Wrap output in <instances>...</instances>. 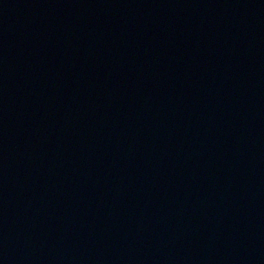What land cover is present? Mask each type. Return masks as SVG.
<instances>
[{"label": "water", "instance_id": "95a60500", "mask_svg": "<svg viewBox=\"0 0 264 264\" xmlns=\"http://www.w3.org/2000/svg\"><path fill=\"white\" fill-rule=\"evenodd\" d=\"M0 264H264V0H0Z\"/></svg>", "mask_w": 264, "mask_h": 264}]
</instances>
